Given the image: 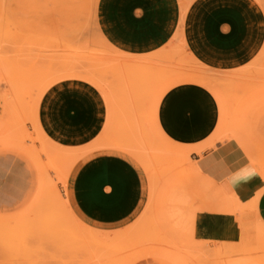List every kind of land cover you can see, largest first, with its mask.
Instances as JSON below:
<instances>
[{
    "label": "rangeland",
    "instance_id": "1",
    "mask_svg": "<svg viewBox=\"0 0 264 264\" xmlns=\"http://www.w3.org/2000/svg\"><path fill=\"white\" fill-rule=\"evenodd\" d=\"M247 1L264 29V0ZM200 2L177 0L176 31L135 54L104 34L100 0H0V264H264L254 205L199 173L192 150L203 147L161 123L172 91L198 85L219 103L216 136L264 177V36L236 67L200 63L184 26ZM88 93L99 124L74 129L66 106L89 125ZM104 154L145 176L146 202L125 225L96 224L73 199L76 172Z\"/></svg>",
    "mask_w": 264,
    "mask_h": 264
},
{
    "label": "crops",
    "instance_id": "2",
    "mask_svg": "<svg viewBox=\"0 0 264 264\" xmlns=\"http://www.w3.org/2000/svg\"><path fill=\"white\" fill-rule=\"evenodd\" d=\"M101 1L99 20L104 34L113 44L131 53L157 48L179 24L177 0H104L102 14ZM256 13L247 0H201L187 11L185 39L200 63L218 68L236 67L250 60L263 40V23L255 21ZM83 96L94 107L91 123L81 126L74 122L70 103L66 106L67 117L74 129L87 126L93 129L101 117L97 97L89 93ZM219 121V103L217 106L207 91L194 84L172 91L161 113L164 128L185 139L179 141L171 136L176 143L203 147L199 152L192 150L202 170L196 167L198 172L216 180L232 195L251 202L254 216L264 222V177L249 166L234 140L216 136ZM73 178L72 195L78 210L99 225H125L146 202L143 172L121 155L93 156ZM234 218L239 221L237 214Z\"/></svg>",
    "mask_w": 264,
    "mask_h": 264
},
{
    "label": "bare ground",
    "instance_id": "3",
    "mask_svg": "<svg viewBox=\"0 0 264 264\" xmlns=\"http://www.w3.org/2000/svg\"><path fill=\"white\" fill-rule=\"evenodd\" d=\"M238 137H239V136H238ZM240 141H242V140H240ZM243 142H244V141H243ZM243 142H241V143H243ZM245 143H246V145H247V142H245ZM246 145H245V146H246ZM245 149H246V147H245ZM249 149H250V148H249ZM247 150H248V149H247ZM251 151L253 152V150H251ZM251 151H247V152H249V153L251 154ZM252 156H253V155H252ZM254 157H255V155H254ZM254 157H253V158H254ZM252 162H253V163H256V162H254V161H252ZM258 162H259V161H258ZM258 162H257V163H258ZM258 164H260V163H258ZM258 164H256L255 166H257ZM262 164H263V163H262ZM193 167H194V166H193ZM259 167L261 168L262 166L259 165L258 168H259ZM260 168H259V169H260ZM195 169H196V168H195ZM261 169H263V168H261ZM262 173H263V176H264V171H263ZM232 198H233V199H234V198L237 199L238 197H237L235 194H233V195H232ZM238 199H239V198H238ZM228 202H229V201H228ZM229 203H230V202H229ZM229 206H230V205H227V209H226L227 211H228V209H229V208H228ZM232 207H233V208H232ZM230 208H232L233 210H232V212H230V211H231V209H230L229 213H233V211L235 212L236 209H237V208L234 207V206H230ZM234 208H236V209L234 210ZM227 214H228V213H227ZM241 226H242V225H241Z\"/></svg>",
    "mask_w": 264,
    "mask_h": 264
}]
</instances>
